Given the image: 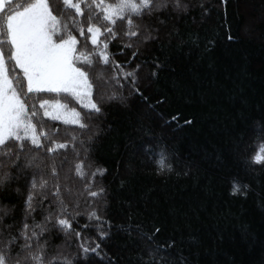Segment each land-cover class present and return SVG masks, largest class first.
<instances>
[{"label": "snow or ice", "instance_id": "6c2138e0", "mask_svg": "<svg viewBox=\"0 0 264 264\" xmlns=\"http://www.w3.org/2000/svg\"><path fill=\"white\" fill-rule=\"evenodd\" d=\"M197 8L203 23L211 15L206 0H0V190L23 198L22 215L15 203L0 204V264L102 258L89 232L103 241L113 222L105 215L107 169L91 155L101 131L96 122L106 101L125 99V88L142 95L143 66L159 77L167 65L159 56L143 58L142 49L162 48V30L179 36L177 24L190 16L195 22ZM169 21L176 23L169 28ZM69 99L78 107H70ZM171 120L180 126L178 113ZM155 147L159 159L149 146L145 151L157 172L172 171L163 147ZM245 162L264 169V136ZM247 188L233 181L231 192L245 195ZM116 230L129 236L135 231L146 242L135 264H188L186 256H173L178 241L156 238L163 231L159 225ZM50 237L63 243L53 247ZM73 241L78 252L69 256L65 249Z\"/></svg>", "mask_w": 264, "mask_h": 264}, {"label": "trees", "instance_id": "16d2710c", "mask_svg": "<svg viewBox=\"0 0 264 264\" xmlns=\"http://www.w3.org/2000/svg\"><path fill=\"white\" fill-rule=\"evenodd\" d=\"M208 4L203 23L197 8L195 22L190 16L177 24L179 36L162 30V48L142 49L143 58L159 56L167 65L156 79L150 67L141 68L142 95L125 88L123 101L104 103L91 155L107 169L105 215L113 229L103 241L89 232L102 258L89 254L86 264H135L146 242L116 225L161 226L156 238L178 241L173 256L188 264H264V169L245 162L264 136V0ZM177 113L180 126L171 120ZM157 144L172 171L158 173L146 154L149 146L156 157ZM233 181L248 185L245 195L232 194ZM22 200L15 190H0V204L15 203L20 215ZM49 242L54 247L63 238ZM65 251L77 253L75 241Z\"/></svg>", "mask_w": 264, "mask_h": 264}]
</instances>
